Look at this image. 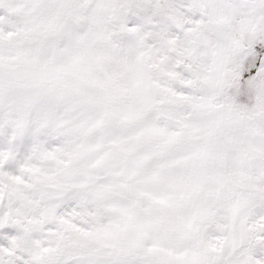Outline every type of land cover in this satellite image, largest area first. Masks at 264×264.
Here are the masks:
<instances>
[{
    "label": "snow or ice",
    "instance_id": "snow-or-ice-1",
    "mask_svg": "<svg viewBox=\"0 0 264 264\" xmlns=\"http://www.w3.org/2000/svg\"><path fill=\"white\" fill-rule=\"evenodd\" d=\"M0 264H264V0H0Z\"/></svg>",
    "mask_w": 264,
    "mask_h": 264
}]
</instances>
